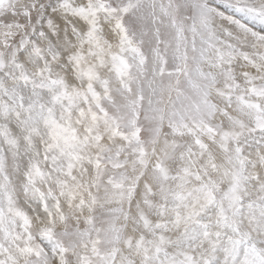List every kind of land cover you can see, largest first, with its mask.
I'll return each mask as SVG.
<instances>
[{"label": "snow or ice", "instance_id": "1", "mask_svg": "<svg viewBox=\"0 0 264 264\" xmlns=\"http://www.w3.org/2000/svg\"><path fill=\"white\" fill-rule=\"evenodd\" d=\"M0 264H264V0H0Z\"/></svg>", "mask_w": 264, "mask_h": 264}]
</instances>
